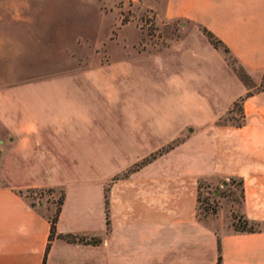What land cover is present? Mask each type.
Listing matches in <instances>:
<instances>
[{"label": "crops", "instance_id": "crops-1", "mask_svg": "<svg viewBox=\"0 0 264 264\" xmlns=\"http://www.w3.org/2000/svg\"><path fill=\"white\" fill-rule=\"evenodd\" d=\"M144 3L159 18L190 22L188 31L207 44L182 52L189 60L170 67L173 84H160L167 87L161 96L145 95L159 84H143L126 60L84 65L67 46L0 40L7 50L0 66L9 72L57 67L14 82L0 78V264H219L220 246L223 264H264V229L225 231L198 216L199 180L234 177L243 181L241 213L264 223V89L243 101L244 125L213 124L250 90L200 29L264 77V0ZM38 186L66 192L52 240L50 214L25 194ZM232 212L219 214L226 228Z\"/></svg>", "mask_w": 264, "mask_h": 264}, {"label": "rangeland", "instance_id": "rangeland-1", "mask_svg": "<svg viewBox=\"0 0 264 264\" xmlns=\"http://www.w3.org/2000/svg\"><path fill=\"white\" fill-rule=\"evenodd\" d=\"M99 4L105 5L106 8L100 9ZM121 23L128 25L119 29ZM193 26L183 19L159 18L155 9L146 5L144 0H0V40H3L2 42L11 36H19L26 39H38L39 43L35 41L33 44H36V47L38 44L43 48L55 45L62 48L67 46L74 52V59L77 62L78 60L80 63L83 62L84 65L106 63L109 60L118 63L126 60L136 68L138 80L139 76H142L143 84H159L146 88L145 95L148 98L161 96L166 91L167 87L160 84H173L171 78L175 74L170 67L175 65L177 69L182 68L188 59V57L183 59L182 52L189 50L191 52L194 45L202 50L207 49L203 39L188 31V28ZM200 29L204 33L202 27ZM113 30L114 34H110ZM96 32L99 34L94 40ZM73 36L80 38L78 41H73L71 39ZM110 36L114 40L110 41ZM205 36L209 40L206 34ZM188 43L189 48L183 49L182 44ZM221 51L233 72L242 81L239 73L244 75L246 82H243L250 92L258 91L263 87V76L256 79L233 56L223 49ZM6 52L5 48L0 47V58L5 57ZM195 58L198 59L199 56H192V59ZM69 60L72 61L73 58L69 57ZM69 66L64 65L58 68L63 69ZM42 68L43 72L27 70L9 72L7 69H11L10 67L0 66L1 82H14L28 77L48 75L52 73L49 72L50 69L57 67L45 65ZM199 80L197 79L196 84H203ZM242 118L243 114L239 106L234 105L231 111L221 115L213 124H236ZM185 133L190 132L186 130ZM185 138L186 136L176 138L164 147L163 152L175 147ZM1 147L0 144V157ZM140 164L141 162L137 163L118 177L129 175ZM46 171L48 173V170ZM41 178L37 177L36 181ZM223 181L208 178L199 180L198 216L220 230L240 231L243 229L239 220L242 215L240 205L243 197L240 179L234 177L226 179L227 184ZM63 191H65L63 187L38 186L29 188L25 194L34 207L52 216L58 208ZM229 209L233 211L232 215L237 219L231 227L226 228L222 225L223 220L219 214H224Z\"/></svg>", "mask_w": 264, "mask_h": 264}, {"label": "trees", "instance_id": "trees-1", "mask_svg": "<svg viewBox=\"0 0 264 264\" xmlns=\"http://www.w3.org/2000/svg\"><path fill=\"white\" fill-rule=\"evenodd\" d=\"M202 29L204 31V33L208 36L210 42L216 47V48H221L223 49L227 54L233 56L231 54V50L230 48L215 34L213 33L210 29H208L205 26H202ZM234 57V56H233ZM235 60L239 61L236 57H234ZM240 77L243 79V81L246 82V78L244 77V75L242 73H239ZM264 89V85L261 89H259L258 91ZM253 92H248L245 96H242L238 101L235 102V106H239V109L242 111L243 113V101L245 100L246 97L252 95ZM244 117V115H243ZM245 123V118H242L241 121H239V123H236L235 125L237 126H242ZM134 170V169H133ZM241 185L243 184V181L240 179ZM224 184H227V181L224 180L223 181ZM22 192V191H21ZM65 196H66V192L63 191L61 198L58 202V208L56 209L55 213L51 216L50 215V220H51V235H50V239H54V237L57 235V222L59 219V214L61 212L62 209V205L64 203L65 200ZM235 219H237L236 217H234ZM241 221V225L243 227L242 230L243 232H256V231H261L264 229V223L263 222H259V221H255V220H250L249 218H247L244 214H242L240 216ZM260 225H263V227H259ZM61 237L66 238L69 241H99V238H94V239H89L87 238V236L85 235H75V234H65V235H61ZM50 248V244L47 248V250H49ZM219 264H223L222 263V255H221V246H220V256H219Z\"/></svg>", "mask_w": 264, "mask_h": 264}]
</instances>
